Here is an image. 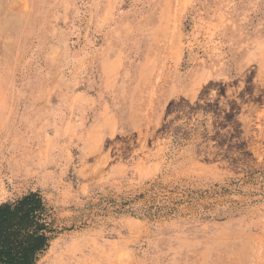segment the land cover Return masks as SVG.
Here are the masks:
<instances>
[{"label": "rangeland", "instance_id": "obj_1", "mask_svg": "<svg viewBox=\"0 0 264 264\" xmlns=\"http://www.w3.org/2000/svg\"><path fill=\"white\" fill-rule=\"evenodd\" d=\"M153 184L206 196L37 264H264V0H0V203L37 190L69 226Z\"/></svg>", "mask_w": 264, "mask_h": 264}, {"label": "trees", "instance_id": "obj_2", "mask_svg": "<svg viewBox=\"0 0 264 264\" xmlns=\"http://www.w3.org/2000/svg\"><path fill=\"white\" fill-rule=\"evenodd\" d=\"M163 189L160 185L153 184L134 196H101L97 201L89 200L76 209L78 213L70 218L72 222L69 226L62 224L64 220L57 216L55 209L40 191H28L14 200L0 203V264H37L58 234L84 228L88 221L107 215L109 211L152 219L173 213L176 210L175 204L206 196V191L197 193L184 190L174 200L163 195ZM141 200H145V203L137 206Z\"/></svg>", "mask_w": 264, "mask_h": 264}]
</instances>
